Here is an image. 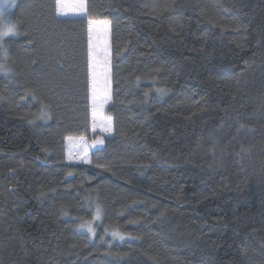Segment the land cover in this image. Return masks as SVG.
Returning <instances> with one entry per match:
<instances>
[{
    "label": "trees",
    "instance_id": "obj_1",
    "mask_svg": "<svg viewBox=\"0 0 264 264\" xmlns=\"http://www.w3.org/2000/svg\"><path fill=\"white\" fill-rule=\"evenodd\" d=\"M54 3L0 48V264H264V0H86L95 131L87 18Z\"/></svg>",
    "mask_w": 264,
    "mask_h": 264
},
{
    "label": "snow or ice",
    "instance_id": "obj_2",
    "mask_svg": "<svg viewBox=\"0 0 264 264\" xmlns=\"http://www.w3.org/2000/svg\"><path fill=\"white\" fill-rule=\"evenodd\" d=\"M16 6V0H0V24L3 25L2 28H0V48H3L5 51V54H7V43L6 37L16 35L19 32V24L21 21L16 20L13 22L11 19V10ZM71 7L73 12L77 15H83L87 18V26H88V45H89V76H90V90L92 93V116H93V130L95 131L96 128V116H97V97L102 93V99L100 101L101 106L106 104L110 98L109 96V81H110V74L108 71V48H107V41H105V47L103 48V60L100 59L99 54L95 51L93 47V35L94 33L99 36L100 33L96 32V27L99 25L104 26L103 28V34L107 36V25L108 21L103 19H95L87 15V3L86 0H73L71 4H67L64 2V0H55L54 5L52 6L53 12L55 16H65L67 15L66 9ZM29 43H32L31 40H29ZM103 64V72L98 73L97 67ZM3 66L0 65V68ZM103 76V88L100 87V80L99 77ZM27 93H30L33 95V98L35 99V92L36 89H26ZM47 108V105L44 106ZM49 113L47 111H44L41 113L42 117L48 116ZM101 131H111V120H107L105 125L101 128ZM71 139V137H69ZM103 141H100L102 143ZM85 162H88L85 160ZM99 166V165H98ZM71 175V173H69ZM100 209L97 208V219L100 218ZM83 227V225H82ZM89 232H93V229L89 226L88 227ZM94 234V232H93ZM113 237H118L120 234L116 231H113L112 233ZM121 239H123L122 236H120Z\"/></svg>",
    "mask_w": 264,
    "mask_h": 264
},
{
    "label": "rangeland",
    "instance_id": "obj_3",
    "mask_svg": "<svg viewBox=\"0 0 264 264\" xmlns=\"http://www.w3.org/2000/svg\"><path fill=\"white\" fill-rule=\"evenodd\" d=\"M95 214L96 215H93V219L92 220H94L95 219V217H97V212H95ZM97 219V218H96ZM97 220H99V219H97ZM98 222V224H101L100 223V220L99 221H97ZM90 227L93 229V232L94 231H96L97 229H98V225H90ZM108 228H107V226H103V230H107ZM87 230H88V228H87ZM113 233V232H112ZM123 237V239H125L126 238V236H122ZM118 238H120V236H118ZM123 239H121L120 238V240H123Z\"/></svg>",
    "mask_w": 264,
    "mask_h": 264
}]
</instances>
